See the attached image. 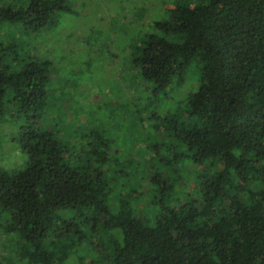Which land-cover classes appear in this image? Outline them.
Here are the masks:
<instances>
[{
    "label": "trees",
    "instance_id": "obj_1",
    "mask_svg": "<svg viewBox=\"0 0 264 264\" xmlns=\"http://www.w3.org/2000/svg\"><path fill=\"white\" fill-rule=\"evenodd\" d=\"M66 11L0 2V26L41 29ZM155 27L134 56L151 95L184 84L193 62L200 78L155 125L176 143L134 160L109 139L37 126L49 63L0 42V118L6 98L25 115L27 157L16 174L0 169L2 264H264V0H182Z\"/></svg>",
    "mask_w": 264,
    "mask_h": 264
},
{
    "label": "rangeland",
    "instance_id": "obj_2",
    "mask_svg": "<svg viewBox=\"0 0 264 264\" xmlns=\"http://www.w3.org/2000/svg\"><path fill=\"white\" fill-rule=\"evenodd\" d=\"M64 1L67 11L58 13L56 25L41 29L0 26V42L17 44L16 59L33 57L49 63L46 112L36 125L66 128V136H74L77 143L87 140L90 133L93 138L109 139L118 160L151 158V147L175 144L168 137L161 139L154 128L188 100L198 85L200 64L190 65L184 84L173 82L153 96L154 85L141 76L134 56L148 35L160 34L155 24L168 20L182 0ZM0 2L21 8L27 0ZM4 103L0 169L16 174L27 159L18 141L26 117L8 98ZM9 243L0 221V264ZM87 254L96 259L97 254Z\"/></svg>",
    "mask_w": 264,
    "mask_h": 264
}]
</instances>
